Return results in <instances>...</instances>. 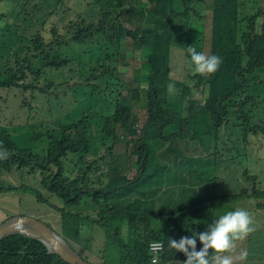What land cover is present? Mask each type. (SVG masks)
<instances>
[{
  "label": "trees",
  "instance_id": "trees-1",
  "mask_svg": "<svg viewBox=\"0 0 264 264\" xmlns=\"http://www.w3.org/2000/svg\"><path fill=\"white\" fill-rule=\"evenodd\" d=\"M12 1L21 2L14 5ZM69 1L0 0V87L15 88L21 94L31 92L33 97L37 91L47 93L62 79L58 86L90 88L95 97H89L88 104L99 102L107 115L91 127V113H85L75 96L77 104L65 117L79 121L69 127L48 130L45 125V131L36 128L37 123L27 122L14 126L13 132L5 128L0 133V183L5 174L19 168L40 170L43 186L64 204L59 208V232L88 261L87 253L97 246L101 264H152L149 244L155 239L166 244L158 252L164 251L161 263L184 261L168 247L169 232L184 224L181 206L166 205L161 194L188 192L189 178L215 182L213 173L218 175L223 163L245 152L246 144L237 140L229 148L222 133L203 142L211 119L215 124H227L229 110L235 109L240 119L254 120L252 129L257 137L264 134V17L260 20L264 13L248 11L255 10L258 0H215L209 5L203 0H95L98 17L89 22L84 17L66 20L60 15ZM46 7L49 14L41 28L32 36L21 34L22 26ZM207 10H212V50L222 57L219 75L197 79L188 66L185 79L173 78L172 46L182 42L184 51L186 46L202 42L199 34L205 32ZM8 33L14 39V60L8 59L3 49ZM101 46L103 55L98 51ZM131 47L141 64L129 77L126 57L135 55ZM184 55L190 59L187 51ZM147 64L154 66L152 72ZM231 80L238 84L233 87ZM169 83L177 90L172 97L167 92ZM208 87V92L215 88L224 91L213 101L222 108L221 115L213 116L200 104L197 117L189 118L194 101L187 102L185 94L201 90L207 97ZM136 104L147 111L141 127L134 112ZM199 123L203 124L198 127ZM243 124L240 121L221 129L226 137L230 127L242 129ZM79 128H86L97 145L84 138ZM192 130L194 139L204 145L205 158L196 153V145L181 139ZM120 143L125 145V159L118 165L113 162L114 148ZM133 158L137 172L129 177ZM17 188L4 183L0 193ZM29 191L45 200L41 193ZM228 193L230 198L243 194ZM262 203L264 206V200ZM97 232L101 233L99 244ZM0 264L70 263L43 241L14 233L0 240Z\"/></svg>",
  "mask_w": 264,
  "mask_h": 264
},
{
  "label": "rangeland",
  "instance_id": "rangeland-1",
  "mask_svg": "<svg viewBox=\"0 0 264 264\" xmlns=\"http://www.w3.org/2000/svg\"><path fill=\"white\" fill-rule=\"evenodd\" d=\"M260 6L264 8V0L260 1ZM62 10L65 12L60 13V15H64L66 18H76L78 15L86 16L90 20L95 18L93 0H70L60 9V11ZM48 14L49 9L47 7L43 12L37 11L34 18L22 26L20 33L27 36L34 35L41 28L42 22ZM207 18L208 22L205 28L204 43L201 42L198 44L201 49L203 47L210 49L211 47V11L209 10L207 11ZM176 24H180V19L176 20ZM14 47V39L11 34L8 33L3 39V49L8 59L14 60ZM104 49V46L99 48L98 51L101 55L104 54ZM127 50V47L123 48L124 53H127ZM184 52L182 42L174 43L171 50V76L179 80L185 79L188 74L187 67L190 64V59L184 55ZM209 55H213V52H209ZM126 59L129 62L128 76L131 77L134 69L140 67L141 60L138 55H129ZM147 66L152 72L153 65L147 64ZM220 70L221 68L219 67V70L214 73V77L219 75ZM54 72L55 71H52V73ZM61 80L62 79H57L55 86L49 88L47 93L37 91L33 94V97L31 92L21 94L15 88L8 89L0 87V133H2L5 128H7L9 132H13L14 126L26 124V122L43 123L49 127H55L57 120L62 117V113L68 112L77 104V100L70 89L65 86H58L57 83ZM45 83L46 82L44 81L42 84L45 85ZM206 91H209V87ZM251 93H253V91H251ZM215 96L216 93L212 90L207 95L204 106V108L211 112L213 116L217 115V107L222 111V108L218 106L219 104L213 103L212 101ZM191 97H202V94L195 91ZM224 99L225 98H222L221 100ZM23 100L27 101L26 104H23ZM27 104H31L32 106H27ZM189 108V118L193 117V119H195L197 117L198 106L192 104ZM134 112L138 116L139 127H141L147 118V111L144 107L136 104ZM214 126V133H222V141L226 142L229 148L236 144L237 134L241 133V130L237 126L230 127L226 137L224 136V131L218 126V124L214 123ZM209 136L210 132L209 130H206L202 138L207 139ZM262 137H264V134L257 137L256 134L249 133L246 138V143H252L251 146H247V153L244 157L238 160L236 164L227 165V170L220 171L218 173L219 176L213 173V177L218 178L216 183L195 184L196 188L191 189L186 193H180L179 191L165 193L164 203L170 207L183 205L187 211L186 218H188L193 224L199 225L205 223L206 218L204 215L207 213L209 206H212V204L218 200H222L224 203L223 205L212 209L214 216H218L227 209L236 206L252 207L254 201L264 200V197L258 198L257 195L259 190L263 188L261 183L254 182L245 176L246 171L254 169L255 172L261 173L264 179V139ZM35 142L39 146H44L39 140H36ZM124 151L125 145L123 143L117 144L114 148L113 162H116L118 165L122 164L125 159ZM133 161L134 158L132 159L127 172L129 177H133L137 172V168L132 165ZM207 172L209 174L212 173L210 170ZM2 179L3 182L0 183V191L4 183L6 185L13 184L18 186V188L13 191L0 193V223L3 222L6 212L7 215L5 220L18 215L35 216L42 218L60 231L61 220L60 213L57 209L50 204L38 202L33 193L28 190L29 188H35L41 190L43 193L45 192L41 187V175L39 171L28 173L27 170H15L9 174H5ZM246 179L247 181L245 182ZM229 188L232 192L238 193L243 189L244 191L242 195L233 196L229 201H225L226 198L230 196L226 192L221 199L209 198L210 193L219 189ZM91 189L92 188L90 187L86 188V190ZM51 202L56 205H61L59 199L56 197H52ZM81 206L85 207L86 205L82 202ZM255 235L264 242V226H260L258 232L255 231ZM96 237V243L99 244L101 242V233L97 232ZM248 243H245V247L242 250L243 252H247V259L252 258L254 255H264V249L252 248V244L249 245L250 248H248ZM87 256L90 262L95 264L102 263L97 246L88 252Z\"/></svg>",
  "mask_w": 264,
  "mask_h": 264
},
{
  "label": "crops",
  "instance_id": "crops-1",
  "mask_svg": "<svg viewBox=\"0 0 264 264\" xmlns=\"http://www.w3.org/2000/svg\"><path fill=\"white\" fill-rule=\"evenodd\" d=\"M203 2L205 4H207V5H209V4H213L215 2V0H203ZM207 9H210V7L208 6ZM205 32H204L203 35L199 34L201 36V38H202V42L203 43H204ZM212 39H213V32L211 30V37H210L211 47H210V49L212 48ZM194 47L196 48V50L198 52H202V53H204L206 55H207V52L209 50V49H206L205 47H203L201 49L198 46V44H195ZM184 51L185 52L187 51V46H186ZM153 68H154V66H153ZM189 72L191 73V75L195 76L197 79L204 78V79L207 80L208 78H210L212 76L211 74L201 75V74L196 73L194 71V66H193V64L191 62V58H190V64H189ZM209 82H211V81H209ZM237 84H238L237 81L231 80V85H233V87H235ZM69 89L74 94V97L76 96L77 99H80L79 103L81 105H84L85 113H91L90 116L88 117V120L91 123L90 126L94 128L95 126L100 124L101 123V117L107 115L106 111L103 109V107L101 106V104L99 102L94 100L93 102H91V104H88V101H87L89 99V97H91V96L95 97V93L90 88L78 89V90L77 89H72V88H69ZM215 90H216L215 91L216 96L212 99V101L222 97V95L224 94V91H223L222 88H215ZM197 92L201 93L202 97L192 98L191 95L185 94L186 95V101L189 102V101L193 100L194 101L193 104H195L197 106H200V104H205L206 97H204L203 91L197 90ZM209 93L210 92H208L207 95ZM216 110H217V114L221 115L222 111H220V108L217 107ZM68 112H66V113H68ZM229 112L231 114V116L229 118V122L227 124H218V126L219 127H224L226 125H237L240 121H243L244 124L242 125V129L239 127V129L241 130V133L237 134V139L236 140L239 141L242 144H246V147H245V152L244 153L236 154L234 157L231 158L230 161H227V162L223 163L221 165V167L219 168L220 171L227 170V168H226L227 165L236 164L238 160H240L242 157L245 156V154L247 153V146L248 145L251 146V143H252V142L251 143L250 142L246 143L247 135L249 133L255 135V133H254V131L252 129V123L254 122L253 119H250V118L240 119L239 114L236 113L235 109H231V110H229ZM66 113H62L63 114L62 117H65ZM209 113L212 114L211 112H209ZM77 121H79L77 118H69V117L66 118L65 117L62 120H57V123H56L55 127H49L48 125H47V127H48V130L62 129V128L69 127V126L73 125ZM202 124L203 123H199L198 127H200ZM208 124H209L208 130L210 132V136H209V138L204 139L203 142L213 141L216 138V135L214 133V129H215L214 118L211 119L210 121H208ZM44 126H45V124H43V123H37L35 127L38 128V129L45 130V129H43ZM79 129H81V128H79ZM45 131H47V130H45ZM80 132L83 133L84 138L89 137L91 144L97 145L96 140L93 138V136H91L89 134V132H88V130L86 128L83 129V130L81 129ZM77 133L78 132H76V134ZM195 134L196 133L192 130L191 135H186L185 137H182L181 139L183 140L184 143L196 145V147H197L196 148V153L199 156H201L202 158H205V155H202L204 145H203L202 142L197 141V140L194 139V135ZM262 138L264 139V137H262ZM35 150H37L40 153H45L46 152V150H42V149H38V148H35ZM75 174H76V172H75ZM245 176H247V178H250L254 182H260L261 183V186H263V188L259 190L257 195H258V198L263 197L264 196V179H263L262 174L259 173V172H255L254 169H251V171L249 170V171L245 172ZM42 180H43V177H42ZM217 180H218V178L216 179L215 182H210V183H216ZM246 181H247V179L245 180V182ZM195 184H208V183L207 182H196L195 179L189 178L188 183H187V185L189 187V190L195 189L196 188ZM229 190L231 191L230 188L229 189H219V190H217L215 192L210 193L209 194V198H219V199H221L223 197V195L225 194V192L228 193ZM172 191H177V190H172ZM243 191H244V189L241 190L238 193H242ZM235 193H237V192H235ZM164 194L165 193H162L161 195L164 196ZM230 199H231L230 197H227L225 201H229ZM223 203L224 202L222 200H218L215 203H213L212 206H209V208L207 210V213L204 215V217L206 218L205 223L204 224H199V225L193 224L188 218H186L187 211H186V209L184 208L183 205L182 206L181 205H177V207L181 206V211H182V218L181 219L184 222V224H183V226H181V228L177 229L176 231H170L169 232L170 238L179 241V239L181 237H185V236L191 237L193 232L202 233V232L206 231L208 225L212 224L213 221L215 219H217L220 215H223V214H225L228 211H234V210H236L238 208H242V209L248 210L252 214L253 220H254L253 227H254L255 230L252 233H250L249 236L246 239H244L243 241H238L237 242V246H236L235 250L232 253V255L234 256V259H235V264H264V255H262V254L261 255H254L252 258H249V259L246 258L244 260H240V258H239L240 257V253L242 252L243 248L245 247V243L246 242L247 243L249 242L248 243V248H250L249 245L252 244V246H251L252 248H259V249L262 248V249H264V242L261 239L257 238V237H256V239L254 238V236H256L255 235V231L258 232L259 227L260 226H264V206H263L262 201H254L252 207L236 206L234 208L227 209L226 211H224L223 213H221L218 216H214V213H213L212 209L223 205ZM3 219H5V216H4ZM153 241H161L163 243L164 249H165L166 244L164 243L163 240L155 239V240H152V242ZM202 247H203L202 243L199 241V239H197V251L201 250ZM150 253H151V257L152 258L153 257H157L158 260L160 261V256L162 255V253H152V252H150ZM178 253L184 259V261H186L187 257L185 256V254L183 252H178ZM210 254H211V250H210Z\"/></svg>",
  "mask_w": 264,
  "mask_h": 264
},
{
  "label": "clouds",
  "instance_id": "clouds-1",
  "mask_svg": "<svg viewBox=\"0 0 264 264\" xmlns=\"http://www.w3.org/2000/svg\"><path fill=\"white\" fill-rule=\"evenodd\" d=\"M260 1L261 0L257 1L255 10H248V11L250 13H253V12L260 10L264 13V8L260 6ZM20 2L21 1L19 2L12 1V4L17 5ZM93 4L95 7V12H94L95 18L92 20L82 15H78L76 18H66L65 16L64 18L66 20H70V19L74 20L79 17H84L89 22L96 21L98 17L97 15L98 8L95 4V0H93ZM3 5L4 7L7 6L6 1L3 2ZM209 11H211V29H212V10H209ZM263 17L264 15L260 16V20H262ZM131 50H133L135 55H137L136 51L132 47H131ZM211 51L213 52V55H209V52ZM187 53L190 55L191 62L194 66V71L198 74L213 75L216 71L219 70V67L221 68L222 58L219 56V54L215 53L212 50V48L208 50L207 55H206L202 52H198L195 47L189 46L187 47ZM52 71H55V73L59 72L58 70H52ZM176 91L177 90H176V86L174 83H169L167 85V92L170 97L176 95ZM89 158H92V155H89ZM19 170H27L28 173H35L39 171L41 175L40 170L31 171L28 168H19ZM41 187L45 190L44 193L41 190L35 189V188H29L28 190H35L41 193L42 198L45 200L40 201L38 200L36 195L34 194L33 195L36 197V200L38 202L47 203V204H50L52 207H55L57 211L60 213V220L62 221V216H61V212L59 211V208L63 207L64 204L59 197H57L56 195L50 194L47 191V189L43 186L42 175H41ZM52 197L58 198L61 205H56L53 202H51ZM35 218L44 222L45 224L52 227L53 229L57 230L53 225H51L50 223H47L42 218H38V217H35ZM5 219H3V221ZM253 224H254V220H253L252 214L248 210L238 208L234 211H228L225 214L220 215L217 219L213 221L212 224L208 225L207 230L202 233L193 232L191 237H188V236L181 237L179 241L170 238L168 241V247L169 249H174L176 252H183L185 254V256L187 257V260L183 262V264H235V259L232 253L237 246V242L243 241L249 236L250 233H252L255 230L253 227ZM197 239H199V241L203 245L202 249L199 251H197ZM162 248H163V245L160 242L154 241V242H150L149 244V250L152 253H156L162 250ZM210 250H211V254H210ZM239 258L240 260L246 259L247 252L242 251L240 253ZM159 263L161 262L159 260L157 262L155 258L152 261V264H159Z\"/></svg>",
  "mask_w": 264,
  "mask_h": 264
},
{
  "label": "water",
  "instance_id": "water-1",
  "mask_svg": "<svg viewBox=\"0 0 264 264\" xmlns=\"http://www.w3.org/2000/svg\"><path fill=\"white\" fill-rule=\"evenodd\" d=\"M21 233L46 243L51 252L60 255L70 264H95L82 257L57 230L33 216L18 215L0 223V240L10 234ZM185 261H167L159 264H183Z\"/></svg>",
  "mask_w": 264,
  "mask_h": 264
},
{
  "label": "built area",
  "instance_id": "built-area-1",
  "mask_svg": "<svg viewBox=\"0 0 264 264\" xmlns=\"http://www.w3.org/2000/svg\"><path fill=\"white\" fill-rule=\"evenodd\" d=\"M154 242V241H153ZM155 242H160V243H162L161 241H155ZM162 245H163V243H162ZM163 247H164V245H163ZM163 249V248H162ZM159 252V251H158ZM158 252H156V253H158ZM156 259V261L158 262V258L157 257H153V259ZM153 259H152V261H153Z\"/></svg>",
  "mask_w": 264,
  "mask_h": 264
}]
</instances>
